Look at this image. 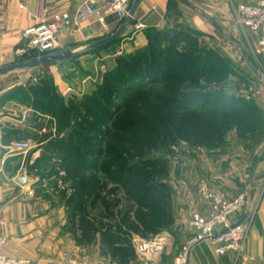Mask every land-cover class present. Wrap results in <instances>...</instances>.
I'll list each match as a JSON object with an SVG mask.
<instances>
[{"label": "crops", "instance_id": "1", "mask_svg": "<svg viewBox=\"0 0 264 264\" xmlns=\"http://www.w3.org/2000/svg\"><path fill=\"white\" fill-rule=\"evenodd\" d=\"M21 1L0 0V12H5L0 17V64L12 59L24 30L40 21L39 0H27L26 6ZM86 1L48 0L56 8L45 12L44 18L57 12L65 14L57 51L85 50L93 42L114 34L123 23L118 14L107 13L77 24L76 15ZM258 1L140 0L132 21L124 27L121 45L128 51L142 48L147 43L146 31L181 25L197 32L203 45L241 66L243 54L249 61L246 50L254 52L258 34L241 26L237 7ZM261 68L264 70V55ZM19 70L12 75L27 79L35 72L34 67ZM22 81L0 76V235L6 239L1 252L9 257L29 258L33 264H148L135 253L132 244L136 237H144L137 233L131 236L124 224L114 225L108 217V211L113 216L114 206L107 201L113 198L108 196L107 178H99L107 182L99 197L98 184L91 182L87 209L93 224H83L81 211L72 206L76 190L66 180L62 160L41 162L48 169L35 174L37 159L48 150L50 141L64 132L57 127L47 130L43 125L50 116L36 118L33 107L20 103ZM257 81H261L256 84L262 95L256 103L264 112V80ZM36 125L51 134L40 143L32 137ZM236 132V128L226 132L224 144L217 147L188 140L175 147L169 165L175 220L168 228L170 237L161 255L163 263L172 264L194 233L190 225L193 213L211 212L210 205L199 195V180L205 178L213 189L224 191L230 198L246 194V206L234 215L235 220L247 224L245 248L236 258L234 253L218 255L210 240H206L192 249L187 264H233L234 260L237 264H264V146L262 143L247 150ZM19 142H28L29 147L19 148ZM24 175L25 181L19 182ZM120 195L123 200V192ZM99 202L104 203L105 224L98 223ZM123 204L124 201L118 204L121 213ZM105 230L115 235L103 239L99 231Z\"/></svg>", "mask_w": 264, "mask_h": 264}, {"label": "rangeland", "instance_id": "2", "mask_svg": "<svg viewBox=\"0 0 264 264\" xmlns=\"http://www.w3.org/2000/svg\"><path fill=\"white\" fill-rule=\"evenodd\" d=\"M182 27L175 25L169 28L170 36L168 38L151 40L152 42H149L146 36V45L132 51L122 47V36L98 48L74 50L77 54L64 61L49 65L31 66L34 67L35 72L27 79L12 75L21 72L19 69L0 73V76H5L8 79L23 80V89L20 92L19 101L27 107H33L31 105L32 96L46 100L48 94L51 93L54 97L62 99L68 113L62 131L67 136L73 128L81 130L82 150L80 153L82 156L80 155V157L83 160L87 159L84 154L85 145L97 141L99 146L107 147L106 154L103 156L105 159L110 157L118 159V161H111L109 165L110 167L115 166L113 169L115 174L123 167L124 170L125 168L129 169L130 174L134 175L133 178L141 179L137 187H130L129 194L127 188L121 185L120 180H115L112 185H110L109 180L107 184L108 196L112 195L113 197L112 201L111 199L107 201L109 205L113 204L114 206V215L109 216L110 212L108 211V217L114 225L124 224L131 236L137 233L141 237L148 238L157 233H165L168 238L170 237L168 228L172 226L175 220L173 217V186L170 182L169 173L171 157L175 154V147L188 138L191 139L194 136V138L201 140L202 128L205 124L199 111H178L176 105H172L170 101L163 102L161 99L179 94L192 85L191 88L199 89L203 95L209 93L206 96L211 97L214 102L218 100L217 95L222 93L252 101L258 107L264 120L263 109L256 103L262 95L259 85L256 84L261 82L257 80L263 81L261 76H264V70L261 68V56L252 52L251 49H247L246 54L249 61L244 58L243 54L241 66L233 63L227 57L229 63L224 75L218 73L202 74L199 71L202 61L197 62V59L200 58V53L206 51L208 47L203 45L200 35L194 33H189V36H192L191 39H187L185 35L176 38V33ZM28 44L29 39L23 33L21 41L12 51V59L2 61L0 66L31 58L34 52L27 49ZM181 50L184 54L177 55L180 61L191 59L197 63L198 67L192 69L190 73L186 72L188 71L186 66L177 71L166 68L169 63H172L177 52ZM191 50L192 54L189 52ZM143 53L146 54V58H142L141 54ZM207 58L213 60L215 56L210 53ZM147 69H153V72L163 80L149 87V80L140 79L142 84H147L145 89L140 90L132 88L133 85L125 87V89L120 88L122 78H128L133 71ZM170 74H178L180 82L173 83L171 80L167 82ZM37 86L45 88V93L35 90ZM73 102H78L77 109L74 110L76 114L73 112ZM119 107H123L122 111L113 113ZM33 111H35L36 118L50 116L49 120L45 121L44 125L42 124L47 130L53 127L59 129V120L62 114L54 115L52 109L41 110L35 107H33ZM127 120L134 121L126 124ZM187 121L188 127L192 128V131L189 130V134L186 129ZM126 125L129 128H126ZM246 126L243 125L241 128H246ZM121 128L126 131L123 133ZM133 128H137V130H132ZM147 130L151 133L146 132ZM241 130V133L238 131L236 133L247 150L256 148L262 143L264 146V123L262 128L252 131L253 133L247 129ZM109 132H112L111 139L106 144L101 143V138H104ZM48 135L51 134L48 131H43L42 126L37 127L36 125L33 129L32 137L37 143L47 139ZM95 136L99 138L95 140ZM204 136L206 137V135ZM75 138L73 136L69 142H76L78 137ZM121 158L123 159L121 160ZM154 165H161V170H151L150 167ZM47 169L39 165L35 174L40 175ZM105 169L104 165L103 170ZM97 174L98 179L105 175L102 172ZM101 181L105 182L104 179ZM68 182H72V179H68ZM101 183L98 184V189L106 187L105 183L103 185ZM150 184L155 185L157 190L156 199L153 201L154 203L152 202L156 207L143 209L135 203L133 198L141 190H147ZM89 191L90 187L83 190V195L86 197ZM121 192H123V200L121 199ZM86 199L88 198L86 197ZM121 201H124L123 213L118 207ZM103 206L104 203L100 204L99 202V215L101 216L98 218L99 224H104L105 219H107ZM83 222H86L84 218ZM151 226L160 227V229L153 231ZM99 234L103 237L104 231H99ZM138 240L140 238L136 237L132 243L137 255L136 243ZM236 256L237 254H235V258ZM233 264H237L235 260Z\"/></svg>", "mask_w": 264, "mask_h": 264}, {"label": "trees", "instance_id": "3", "mask_svg": "<svg viewBox=\"0 0 264 264\" xmlns=\"http://www.w3.org/2000/svg\"><path fill=\"white\" fill-rule=\"evenodd\" d=\"M124 19L125 18H123V21ZM182 28L180 31L176 33V38H180L181 36L185 35L187 39H191L192 36H189V33H194V34L196 33L195 35H198L197 32H194L189 28L186 27H184V29ZM169 34H170L169 29H150L146 31V36L149 39V42L151 40H157L160 38H168L170 36ZM189 52L192 54V50ZM210 53H212L215 56L213 60L207 58ZM178 54H184V52L182 50L178 51L172 63H169L166 66V68L177 71V70H182V67L186 66L188 68V71L186 72L190 73L192 72V69L198 67L197 63H194L193 60L191 61V59L180 61L178 59L179 56H177ZM37 56L38 54L34 53L31 56V58ZM141 56L142 58H146V54L144 53L141 54ZM199 56L200 58L197 59V62L202 61V66L199 69V71L202 74L218 73L220 75H224L225 71L227 70V65L229 63V60L226 56L222 55L217 50L211 48H206V51L201 52ZM153 71H154L153 69H147V70H137L131 72V75L128 78L121 79L122 83L120 84L121 85L120 88L125 89V87H131V85H133L132 88H138V90L145 89V87H147V84H142L141 81H139L140 79L149 80L150 81V85H148L149 87L154 84L156 85V83L161 82L163 79L160 76L158 77ZM170 80L173 83L180 82L178 78V74H170L166 81L168 82ZM191 86L192 85H190V88L187 87L186 90H183L181 93L176 94L170 98L161 99V101L163 102L170 101L172 105H176L175 107L178 111L197 110L202 114L203 122L205 124H203V128H202L203 132L201 135V140L196 139L193 136L191 137V139L188 138L187 139L188 141L195 144H203L209 147H217L224 144L225 133L228 130L233 129V127L237 128V131L239 133H241L242 131L241 129H247L250 133H253L252 131L260 129V127L261 128L263 127L264 120L260 115L258 107L255 106L252 101L246 100L242 97L235 96L232 94L226 95L225 93H222L221 95H217L218 100L214 102L211 97L206 96L209 93L203 95L202 91L194 87L191 88ZM35 90H39L40 92L45 93L44 92L45 88H42L41 86H37ZM77 104L78 102H73L74 113H75L74 110L77 109L76 108ZM31 105L35 108H40L41 110L52 109L54 115L62 114L61 119L59 120L58 130L59 132H61L64 129L67 120L66 115L68 113L65 109V105H63L62 103L61 98L54 97L51 93L48 94L46 100H43L36 96H32ZM122 109L123 107L116 108L113 111V113L116 111H122ZM56 119L58 120V117ZM131 121L134 120H127L126 124H129V122ZM188 125L189 123L187 121L186 129L188 130L187 133L189 134V130L192 131V128H189ZM243 125H247L246 128H241ZM125 127L129 128L127 127V125ZM132 130H137V128H133ZM71 131L72 132H69L67 136L66 134H64L61 137H56L54 140H51L48 150L45 151L37 159L35 165L38 167L39 165H41V162L43 163L44 161H46V163H48L53 158H58L62 160L63 168L67 172L66 180L72 179L71 186L76 190V198L74 197L73 199L74 204H72V206L73 208L75 207L77 210L79 209L81 211V221L83 224H88V223L93 224V221L91 222L88 219V209H87L89 202L88 199L90 197V191L89 193L86 194V197L88 198L86 199V197L83 195V190L88 189V187H90L91 182L93 183L96 182L97 184L102 182L101 179H98L97 173L99 172L104 173L105 175L103 176H105V178H107L108 181L110 180L114 182L115 180H120L121 185L127 188L128 194L130 192V187L131 188L137 187L138 182L140 183L141 179L133 178L134 175L130 174L129 169L125 168L124 170L123 167L118 171L117 174H115L113 170L115 166L110 167L109 165L111 161H115V160L118 161V159L116 158L112 159L111 157L105 159L103 156L104 154H106L107 147L99 146L97 144V141L90 142L85 145L84 154L87 156V159L83 160L80 157L81 155L80 152L82 150L81 130L80 129L75 130L73 128ZM121 131L124 133L126 130L124 128H121ZM146 132L151 133V131L149 130H147ZM111 133L112 132H109L108 134H106L104 138H101V143L106 144V142H108L109 139H111L112 136ZM204 135H206V137ZM73 136L74 138L78 137L77 141L70 143L69 141L73 139ZM97 138L99 137L95 136L94 139L97 140ZM139 145L142 146V144ZM122 159L123 158H121V160ZM104 165L106 167L105 170H103ZM161 167H162L161 165H157V166L154 165L151 166L150 168L151 170L153 169L159 171L161 170ZM144 169L147 168L144 167ZM104 181L105 182L101 183L102 185L104 183L106 185L107 182L105 179ZM86 191L88 192V190ZM100 191L101 188L98 189V197L100 196ZM156 193L157 190L155 189V185L150 184L147 190H141L140 192L137 193V195H134L133 200L139 207L143 209L144 208L154 209L156 206L155 204H152V202L155 201L156 199ZM112 215H114L113 211H112ZM83 218L85 219L86 222H83ZM159 229L160 227L151 226V230L153 231H158ZM113 234L114 233L105 230L102 238L110 239Z\"/></svg>", "mask_w": 264, "mask_h": 264}, {"label": "built area", "instance_id": "4", "mask_svg": "<svg viewBox=\"0 0 264 264\" xmlns=\"http://www.w3.org/2000/svg\"><path fill=\"white\" fill-rule=\"evenodd\" d=\"M27 0H22L21 5L26 6ZM133 0H88L79 9L76 15V23L92 18H102L107 13H116L122 18L129 14ZM40 21L24 30V35L29 39L28 50L37 53L38 56L57 51L58 35L65 22L64 12L54 13L49 18H44V13L56 8L55 3L48 0H39ZM5 15L0 12V17ZM238 22L244 28L252 30L258 34L254 53L264 55V0L255 3H241L237 7ZM22 149L29 147L28 142L16 143ZM199 195L206 201L211 212L203 215L194 212L190 225L194 228V233L189 240L179 249L172 264H187V260L192 249L199 243L210 240L214 251L218 255L228 253L241 254L245 248L247 234V224L242 220H235L234 215L240 213L246 206V194L242 193L237 197L230 198L222 190L211 187L205 178H201L198 183ZM167 235L157 233L148 238L138 240L136 250L141 260L148 264H165L161 260V255L167 247ZM6 239L0 235V264H33L29 258L9 257L1 252Z\"/></svg>", "mask_w": 264, "mask_h": 264}, {"label": "water", "instance_id": "5", "mask_svg": "<svg viewBox=\"0 0 264 264\" xmlns=\"http://www.w3.org/2000/svg\"><path fill=\"white\" fill-rule=\"evenodd\" d=\"M139 1L140 0H134L132 2L130 10H129V14L126 16L123 23L121 24L119 29L114 34L107 36L101 40L93 42L92 44H90L88 46V48H86V50L105 45L111 41L116 40L120 36H122L124 27L132 21V17H133V15L137 9ZM76 54H77V52L72 50V49H67L64 51L49 52V53H46V54H43V55H40L37 57L29 58L27 60H22L19 62H14V63L8 64V65L0 66V73L19 69V68L37 66V65H49V64H52L55 62L64 61L68 58L73 57ZM261 77L264 80V76L262 75ZM26 177H27V175H24L22 178H20L21 180H19V182L25 181ZM21 183H23V182H21Z\"/></svg>", "mask_w": 264, "mask_h": 264}]
</instances>
